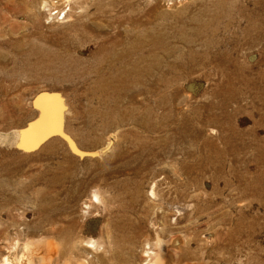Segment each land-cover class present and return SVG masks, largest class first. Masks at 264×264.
<instances>
[{
	"label": "rangeland",
	"instance_id": "obj_1",
	"mask_svg": "<svg viewBox=\"0 0 264 264\" xmlns=\"http://www.w3.org/2000/svg\"><path fill=\"white\" fill-rule=\"evenodd\" d=\"M41 93L110 150L31 142ZM148 238L264 264V0H0V264H144Z\"/></svg>",
	"mask_w": 264,
	"mask_h": 264
},
{
	"label": "water",
	"instance_id": "obj_2",
	"mask_svg": "<svg viewBox=\"0 0 264 264\" xmlns=\"http://www.w3.org/2000/svg\"><path fill=\"white\" fill-rule=\"evenodd\" d=\"M34 105L37 108H40L41 115L28 126L27 133L31 142H41L47 137L55 135L66 141L72 148L73 152L80 157H98L99 155L107 153L112 147L114 140L111 137H108V144L99 151H82L78 149L74 141L61 130V127L56 121L55 112L57 101L54 97L46 93H41L36 97Z\"/></svg>",
	"mask_w": 264,
	"mask_h": 264
},
{
	"label": "bare ground",
	"instance_id": "obj_3",
	"mask_svg": "<svg viewBox=\"0 0 264 264\" xmlns=\"http://www.w3.org/2000/svg\"><path fill=\"white\" fill-rule=\"evenodd\" d=\"M63 1L66 2V3L75 4V2L77 0H63ZM205 237L207 239L211 240V234H207ZM148 240H149V238H148ZM169 241H168L169 243H167V242L164 243V242H162V241H160L158 239L155 242L153 241L152 243L150 242V240L149 241H145V243H144L145 244V251H143V250L142 251L146 254V257L148 258V260L144 264H175V262L173 260V255L171 253V249L176 247L175 244H177L178 239L177 238L176 239H171ZM31 244H32V241H29L26 244V248H28V245H31ZM142 244H143V242H142ZM49 246H50V244H49ZM42 252H43V250H42ZM34 254H36L35 256H38L37 258L40 259V260L38 259V262L40 261L39 264H47L46 260H47L48 256H46V255H45L46 257L42 256V254H39V252L37 250H33V248H32V251L30 250L28 256H27V254L26 255L24 254L20 258L19 257L16 258L15 255L13 254V252H12L11 254H9L8 256L5 257L4 264H31L30 263V261L32 259L31 256L34 255ZM29 259H30V261H29ZM185 263H187V261H185ZM77 264H84V263L80 262V263H77Z\"/></svg>",
	"mask_w": 264,
	"mask_h": 264
}]
</instances>
